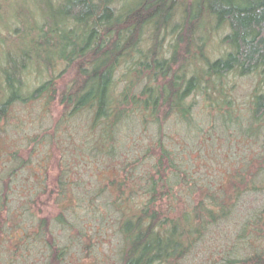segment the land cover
Masks as SVG:
<instances>
[{"label": "trees", "instance_id": "16d2710c", "mask_svg": "<svg viewBox=\"0 0 264 264\" xmlns=\"http://www.w3.org/2000/svg\"><path fill=\"white\" fill-rule=\"evenodd\" d=\"M243 76L253 89L238 101L232 80ZM48 119L40 169L51 139L63 157L52 186L46 171L38 184L27 176L38 166L21 157L24 141L7 151L4 138L23 134L32 152L39 138L25 124ZM232 139L250 148L241 159ZM82 162L95 177L70 181ZM4 163L0 264L9 242L13 258L27 243L41 264H183L246 193L264 191V0H0ZM100 234L115 238L108 260L95 251ZM230 241L211 264H264V206Z\"/></svg>", "mask_w": 264, "mask_h": 264}, {"label": "rangeland", "instance_id": "374dc122", "mask_svg": "<svg viewBox=\"0 0 264 264\" xmlns=\"http://www.w3.org/2000/svg\"><path fill=\"white\" fill-rule=\"evenodd\" d=\"M8 20V18H7ZM5 21L1 22V25L4 23ZM232 96H235L236 99L238 101H244L245 97H248L247 95L249 94V92L253 89V78L249 77V76H243L240 77L238 80H232ZM27 108L24 110V112H22L21 115L25 116L26 112H27ZM62 109L61 107H56L55 110L53 111V116H52V121L54 122V120H57V118L62 114ZM55 118V119H54ZM49 122L48 120H45L43 122V127L39 126V123L41 124V122H39L37 124V127H33L32 125H29L28 123L25 124L26 126V134L30 135V137L32 136L33 138H39L38 133H40V131L44 132L46 131V127H48V124H52ZM83 123V122H81ZM207 128V127H205ZM50 131V130H49ZM48 131V132H49ZM176 130L171 131L170 133L173 134L175 133ZM13 133V138L11 136H5L4 138H6V142H5V148H7V151H10V149H12V147H15L16 145L11 146V143L13 144V141H15L14 144H17L18 142H22L24 141V147L19 148V153L21 155V157H28L31 159V161L36 164L38 166V171L35 172V170H33L32 174L31 172L27 173V176L31 177V181H33L34 183H39L40 180L42 179V177H44V172H45V178L47 180V183L52 186L54 184V182L57 180V176L59 173V169H60V162H62L61 160H63V157L61 158V151L59 149V147H56V144L52 143V139L49 140L48 143L51 144V153H50V158H49V162H48V168L47 170L44 169H40V161L41 159H44L45 156H47L46 154L48 153L45 148L47 146L46 141H41V138H39L38 142H36L35 144L38 145L32 152L30 151L32 148V142L33 140L30 142L29 138H22L23 134L21 136H18L16 133ZM51 134H49L50 136ZM32 138V139H33ZM140 138V137H138ZM35 139V140H37ZM227 139H231V137H228ZM200 140H202V138H200ZM225 140V139H224ZM224 140L221 142H219V148L224 145L226 147L227 144L224 143ZM140 141V140H139ZM144 141L145 142H152V136H145L144 137ZM154 141V140H153ZM230 141L229 144L233 146V152H236L240 159L244 154H247V152L250 150L248 145H240L238 143H236L233 139L232 140H228ZM132 142V140H131ZM27 143V144H26ZM131 145V144H130ZM131 147H133L131 145ZM201 147H200V143L199 142H192L191 146L188 147L187 150H189V153L193 156H197L194 159L199 160V159H203L201 157L200 154H204V151H200ZM221 150H223L222 148H220ZM226 149V148H225ZM140 152V151H139ZM5 155V154H4ZM211 156L213 153H211L210 151H208V156ZM193 159V160H194ZM207 163L209 165L213 164L216 165V161L212 160V159H208L206 160ZM195 162V161H194ZM4 164H0V165H5ZM86 162H82L80 163L78 166L73 163L72 167H71V173L69 175V180L75 182L76 180H80V179H91L92 177H95V170L93 168L90 167V164ZM198 168L199 171L201 170H206V168L201 167V165L203 164L202 160L198 161ZM6 166H9L8 164H6ZM37 168V167H36ZM35 168V169H36ZM197 171V170H196ZM5 172V171H4ZM213 172V171H212ZM22 176L24 178L25 177V170H22ZM198 174V173H197ZM26 181H28V179L26 178ZM31 182V183H33ZM30 183V184H31ZM30 184H28L26 191L24 192V197L22 198H26V195H29L30 191H27L29 189ZM185 194H177L176 196L178 197H182ZM45 199H48L46 197V195H43ZM178 202H180L178 200ZM167 206V202L164 201V206ZM182 207L185 208V206L183 204H181ZM264 206V191L263 192H248L246 193L243 197H242V201L240 202V204L238 205V210L235 212L234 215H232L229 219L228 222H224L221 226H219L217 229L214 230V228H212L211 230H213L210 234L207 233V235L205 236V240L201 241L200 243H198L195 247V249H193V251L186 256V258L183 261V264H211V260L213 261L214 258L219 257L221 255V253L223 252V249L225 248H231L232 246L229 245L231 244L236 238V235L238 233V230L240 229V225L241 223L245 220L246 216L250 215L251 213H253L254 211H256L257 209H261ZM164 209H167V207H164ZM176 212H179V209H176ZM44 211L48 212L50 215L55 214V212L57 211V206L54 205L53 203H50L48 205L45 206ZM54 235L57 232V229H55V231H53ZM95 239L98 241L96 243L95 246V251H97V254L102 257V259H104V257H106V260H108L107 257V251L108 249L112 248L114 242H115V238L111 237V234H100L97 237H95ZM4 246L3 253H2V261H4V263H8V264H41V257L40 254H37L36 250L34 251V249H30V248H25L28 244L24 243V247L18 248L16 251V256L15 258H13V253L12 250L10 249V247L12 248L13 243L9 242V243H3L2 244ZM216 246H219L216 249ZM264 246V243L259 244V246H257L259 249H262L261 247ZM30 249V250H29ZM90 249V248H89ZM228 249V250H229ZM253 247L250 248L251 251H253ZM227 250V251H228ZM241 252L240 254L245 255L247 252H244L242 249H240ZM34 251V252H33ZM78 251V246L76 247V252ZM217 252V253H216ZM26 253V257H22L23 254ZM234 252L232 251V253L230 254V256H233ZM73 256H75V249H74V254ZM208 259V260H206ZM75 261V258H73L70 262ZM204 262V263H203Z\"/></svg>", "mask_w": 264, "mask_h": 264}]
</instances>
